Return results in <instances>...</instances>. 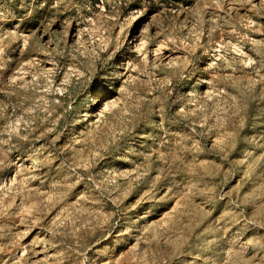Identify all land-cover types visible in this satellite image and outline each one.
Returning <instances> with one entry per match:
<instances>
[{
    "label": "rangeland",
    "instance_id": "rangeland-1",
    "mask_svg": "<svg viewBox=\"0 0 264 264\" xmlns=\"http://www.w3.org/2000/svg\"><path fill=\"white\" fill-rule=\"evenodd\" d=\"M0 264H264V0H0Z\"/></svg>",
    "mask_w": 264,
    "mask_h": 264
}]
</instances>
